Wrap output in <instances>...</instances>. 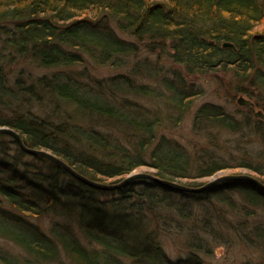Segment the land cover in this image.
<instances>
[{"label": "trees", "instance_id": "16d2710c", "mask_svg": "<svg viewBox=\"0 0 264 264\" xmlns=\"http://www.w3.org/2000/svg\"><path fill=\"white\" fill-rule=\"evenodd\" d=\"M141 47L167 56L170 78L146 81L158 67ZM88 63L118 72L99 77ZM229 68L236 90L264 92V0H0V126L96 181L146 166L198 186L243 167L264 183V119L248 105L203 100L190 133L163 131L194 105L188 75ZM27 212L56 217L45 229ZM0 236L25 264H215L218 247L240 255L236 264H262L264 195L247 180L187 191L135 178L101 189L0 132ZM0 261L18 264L1 250Z\"/></svg>", "mask_w": 264, "mask_h": 264}, {"label": "rangeland", "instance_id": "374dc122", "mask_svg": "<svg viewBox=\"0 0 264 264\" xmlns=\"http://www.w3.org/2000/svg\"><path fill=\"white\" fill-rule=\"evenodd\" d=\"M154 53H155V51L151 52V51H148L147 49L141 47L140 55H139L140 58H143V57L148 58L149 57V59H147L145 61H149V60H151L153 62L155 61V64L158 67V71L156 72V77L145 78L146 81L148 80V82L150 84L159 83L161 81V79H163L165 76L170 78L171 72L173 71L172 66H174V64L167 58L166 55H162V56L158 57ZM136 57H138V56H136ZM136 57L135 56L130 57L129 58L130 62L135 60ZM150 63H152V62H150ZM88 65L90 66L91 72L94 73L95 75L99 76V77H106V76L114 74L115 72H118L116 68H113L112 66H110L108 64L98 65V64L88 63ZM17 66H18V64H16V63L11 64V67L14 68L11 76H13V74H15V71L17 70ZM76 67H78V66H76ZM43 71L48 72L50 70L41 69V68H34V70H32L34 75H37ZM256 72H255V74H256ZM186 80L188 82H190L191 85L198 90L194 105L188 111V113L186 114V117L180 122V124L177 125V127H175V128L170 127L168 129L163 128V131L174 132L175 130L178 129V130H181L182 132H184L186 134L190 133L191 118H192V115L194 113V109L196 107V104H198V102H202L203 100H207V99H210L213 102H217V103L221 104L227 110H231V111H235V109H238L239 108L238 105L242 106L241 109H247L246 107L249 106V108L255 114V117L264 119V111L262 109V107L264 106V103L260 104V106H258V107H257V104L255 105L256 101L262 102L264 100V92L262 90H259L256 88L257 89L255 92L256 94L252 96V95H249L247 93H242V92H239L238 90H236V88L234 87V83L236 86L237 81L235 80L232 69L229 68V70H225V71L224 70H218V71L205 73V74H197V73L195 74L194 73L193 75H188L186 77ZM240 85H244V86L250 85V87H251L253 84H252L251 80H249V81L243 80ZM245 105H248V106H245ZM258 111H260V112L257 113ZM43 149H45V148H43ZM45 150H48V149H45ZM25 159L28 160L29 157H25ZM136 171L152 172V169L149 167H146V166H141V167H137L136 169H134L131 172H136ZM235 172L236 173L241 172V173H247V174L254 175L251 171H249L248 169L243 168V167L223 169V170L219 171L217 174H228V173H235ZM124 176H126V175H124ZM124 176H122V177H124ZM122 177H120V178H122ZM209 178H211V176L207 177V178H203L201 180L206 181ZM113 179H115V178H109V179H107V181H112ZM103 182H105V181H103ZM183 182H184V180H183ZM26 215H28V217L30 218L31 221H33L37 224H40L45 229H48V228L51 229L50 226H51L52 222H54V219L56 217L52 213H47V214L45 213L42 215H34V214L28 213ZM46 231L49 232L48 230H46ZM0 250L6 252V254L11 255L18 264H25V262H24L25 257H26L25 252H23L21 247H19L13 241L0 236ZM224 253H225V257H224ZM227 253H228V251L225 252L224 248L218 247L216 249V254L211 257L213 263L216 264V262H215L216 258H217L216 261L218 264H236V263H234L235 261H239L242 259V258L240 259V257H239L240 255L235 260L233 258H230L229 260L231 262H233V263H231L228 260V257H226ZM222 256H223V258H222ZM262 261H263L262 264H264V260H262ZM64 262L67 263V257L66 256H63V257L61 256L59 261H56V259L55 260L53 259V260L45 261V262H43V261L33 262L32 264H65ZM0 264H1V261H0ZM254 264H257V263L254 262Z\"/></svg>", "mask_w": 264, "mask_h": 264}, {"label": "water", "instance_id": "95a60500", "mask_svg": "<svg viewBox=\"0 0 264 264\" xmlns=\"http://www.w3.org/2000/svg\"><path fill=\"white\" fill-rule=\"evenodd\" d=\"M222 45L234 48L233 44L229 41L223 42ZM259 112L260 111H258L257 113H259ZM0 132H4V133H8V134L12 135L14 137V139L17 141V143L19 144V146L24 151H26L30 154L45 156V157L55 161L60 166H62L67 172H69L71 175H73L77 179L85 182L86 184H89L91 186L98 187L101 189H109L110 190V189L119 188L122 185L127 184L128 182H130L131 180H133L135 178H149V179H152L156 182H159L165 186H168L170 188L182 189V190H187V191H203V190L209 188L210 186H212V185H214L220 181H223V180H247V181L255 184L256 189L261 194L264 195V183L261 182L260 180H258L256 177H253L250 174L241 173V172L229 173V174H217V175L215 174V175L211 176V178L207 179L206 181H204L202 184H200L198 186L184 185L180 182L161 178V177H158L157 175H154L151 172H144V171L130 172L126 176L120 178L116 182H109V183L100 182V181L90 179L89 177H87V176L81 174L80 172L76 171L70 164H68L62 158L55 155L54 153H52L49 150H45L43 148H33V147L26 146L23 143L20 134L16 130H14L13 128L8 127V126H0Z\"/></svg>", "mask_w": 264, "mask_h": 264}, {"label": "bare ground", "instance_id": "6f19581e", "mask_svg": "<svg viewBox=\"0 0 264 264\" xmlns=\"http://www.w3.org/2000/svg\"><path fill=\"white\" fill-rule=\"evenodd\" d=\"M236 173V172H235ZM229 174V173H228ZM251 175V174H250ZM254 177V175H252ZM258 179V178H257ZM259 180V179H258Z\"/></svg>", "mask_w": 264, "mask_h": 264}]
</instances>
